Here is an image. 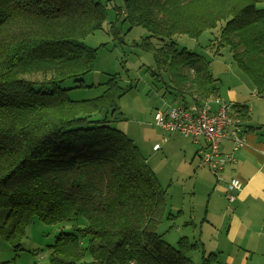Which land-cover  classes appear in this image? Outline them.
Segmentation results:
<instances>
[{
    "label": "trees",
    "instance_id": "trees-1",
    "mask_svg": "<svg viewBox=\"0 0 264 264\" xmlns=\"http://www.w3.org/2000/svg\"><path fill=\"white\" fill-rule=\"evenodd\" d=\"M122 1L124 19L148 32L139 47L177 96H219L208 61L174 36L220 24L216 49L227 46L264 97V0ZM105 18L97 0H0V242L21 249L38 219L72 230L57 234L46 264H220L218 252L187 237L172 247L157 232L178 213L167 211L166 190L107 118L121 94L116 75L99 96L68 95L93 68L97 49L84 38ZM68 79L78 84L62 87ZM234 105L244 121L245 105ZM199 249L194 263L187 254Z\"/></svg>",
    "mask_w": 264,
    "mask_h": 264
},
{
    "label": "rangeland",
    "instance_id": "rangeland-1",
    "mask_svg": "<svg viewBox=\"0 0 264 264\" xmlns=\"http://www.w3.org/2000/svg\"><path fill=\"white\" fill-rule=\"evenodd\" d=\"M97 1L105 6L106 18L101 29L84 38L87 45L97 49L93 68L82 76L84 86L73 87L78 82L72 79L63 81L61 86L73 87L68 90L72 99L94 98L105 90L111 76L116 75L115 81L121 94L116 98L117 112L114 116L108 113L107 118L138 147L142 162L149 167L161 188L166 190L167 211L178 213L173 219L164 218L157 226V232L172 247H176L180 237L199 244L214 243L216 237L213 231L201 233L207 209L214 205L223 207L229 219L233 215L234 204L228 203L223 193L211 190L215 178L206 167L197 166L198 159L194 158L197 145L180 133H166L153 121L156 110L177 107L189 98L177 96L172 91L167 74L156 68L152 52L139 47L148 32L124 19L123 1ZM120 9L122 14L117 15ZM220 26L205 29L197 37L178 34L174 40L179 49L199 53L208 61L209 71L217 78L216 85L222 94L220 98L228 102L223 95L230 89H236L244 99L251 100L253 85L236 66L229 48L223 46L216 49ZM103 116V112L94 114L96 118ZM164 136L167 138L163 142ZM154 144H160V148L154 150ZM61 231L72 230L68 223L51 225L35 219L25 228L20 241L21 249L1 240L0 264H46L48 247ZM222 232L225 234V228ZM205 247V252H210L208 246ZM234 250L231 255L218 252L220 264H264V256L252 253L254 250H245L238 244L234 245ZM187 255L198 263L201 250Z\"/></svg>",
    "mask_w": 264,
    "mask_h": 264
},
{
    "label": "crops",
    "instance_id": "crops-1",
    "mask_svg": "<svg viewBox=\"0 0 264 264\" xmlns=\"http://www.w3.org/2000/svg\"><path fill=\"white\" fill-rule=\"evenodd\" d=\"M219 95L222 96L221 93ZM250 95L253 99L246 100L236 89H230L223 95L228 102L245 105L247 114L244 146L233 152L235 162L223 171L226 181L236 176L242 181V187L232 202L225 197L223 183L216 185L214 181L211 189L214 193H223L228 203L234 204L233 215L227 219L225 209L214 205L207 209L206 220L201 227V233L213 231L216 237L214 243L206 244L208 251L220 254L228 252L231 255L236 251L234 245L238 244L240 248L254 250L251 252L264 256V97L257 96L254 87ZM221 149L232 152L231 143L224 141ZM202 245L206 246L205 243Z\"/></svg>",
    "mask_w": 264,
    "mask_h": 264
},
{
    "label": "built area",
    "instance_id": "built-area-1",
    "mask_svg": "<svg viewBox=\"0 0 264 264\" xmlns=\"http://www.w3.org/2000/svg\"><path fill=\"white\" fill-rule=\"evenodd\" d=\"M188 98L177 107L156 110L153 121L166 133H180L197 145V166L206 167L215 178L216 185L224 184L225 197L232 202L242 187V181L236 176L226 181L223 171L235 162L233 152L245 143L246 128L241 112L234 103L219 96L200 98L194 95ZM166 138L164 136L162 141ZM224 141L231 143L232 152L222 151ZM159 148L160 144L153 145L154 150Z\"/></svg>",
    "mask_w": 264,
    "mask_h": 264
}]
</instances>
